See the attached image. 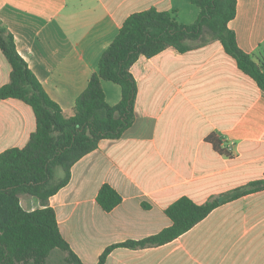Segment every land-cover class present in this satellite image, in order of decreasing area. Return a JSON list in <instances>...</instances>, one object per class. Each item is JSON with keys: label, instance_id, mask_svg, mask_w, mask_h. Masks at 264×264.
I'll list each match as a JSON object with an SVG mask.
<instances>
[{"label": "crops", "instance_id": "0c3cea01", "mask_svg": "<svg viewBox=\"0 0 264 264\" xmlns=\"http://www.w3.org/2000/svg\"><path fill=\"white\" fill-rule=\"evenodd\" d=\"M151 8L173 12L183 25L199 15L190 0H0V26L13 35L49 98L71 117L122 23ZM228 28L239 49L263 64L264 0H236ZM10 72L0 50V87ZM130 72L137 87L132 125L78 160L67 185L48 200L83 264H97L112 245L169 227L164 210L181 197L201 205L264 175V93L219 41L141 56ZM102 89L109 106L119 103L118 85L103 81ZM35 129L30 106L0 99V153L24 147ZM104 184L122 197L109 213L95 201ZM19 202L27 212L41 208L32 196ZM52 254L62 264L63 256ZM105 264H264V191L217 207L167 244L115 248Z\"/></svg>", "mask_w": 264, "mask_h": 264}, {"label": "trees", "instance_id": "16d2710c", "mask_svg": "<svg viewBox=\"0 0 264 264\" xmlns=\"http://www.w3.org/2000/svg\"><path fill=\"white\" fill-rule=\"evenodd\" d=\"M190 1L199 10L191 25L178 23L173 12L154 8L130 15L103 51L98 70L75 100L71 117H66L49 98L16 51L13 35L0 26V50L11 66L9 82L0 87V99H15L30 106L36 123L24 147L0 153V264H47L55 250L63 256L62 264H83L62 237L48 200L67 185L71 167L78 160L97 149L100 141L120 138L132 125L137 87L130 69L139 57L151 58L167 48L186 53L219 41L239 70L264 93V63H256L239 49L234 33L228 28L235 17L236 0ZM103 81L121 89V100L115 106L105 102ZM209 141L218 151L214 138ZM261 191L264 175L201 205L181 197L164 210L171 221L169 227L139 241L106 248L97 264H105L115 248L137 250L167 244L217 207ZM23 195L38 199L41 208L25 211L19 202ZM95 201L109 213L121 203L122 197L104 184ZM142 207L148 208L146 204Z\"/></svg>", "mask_w": 264, "mask_h": 264}, {"label": "rangeland", "instance_id": "374dc122", "mask_svg": "<svg viewBox=\"0 0 264 264\" xmlns=\"http://www.w3.org/2000/svg\"><path fill=\"white\" fill-rule=\"evenodd\" d=\"M59 172H57V175H58ZM54 253H58V251H54ZM59 260V256L55 255V254H52L51 257L49 258L48 260V263L47 264H58V261Z\"/></svg>", "mask_w": 264, "mask_h": 264}]
</instances>
